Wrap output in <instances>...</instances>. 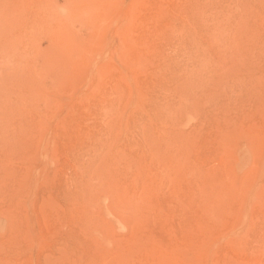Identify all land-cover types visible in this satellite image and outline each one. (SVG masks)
I'll return each instance as SVG.
<instances>
[{
	"label": "rangeland",
	"instance_id": "rangeland-1",
	"mask_svg": "<svg viewBox=\"0 0 264 264\" xmlns=\"http://www.w3.org/2000/svg\"><path fill=\"white\" fill-rule=\"evenodd\" d=\"M0 12V264H264V0Z\"/></svg>",
	"mask_w": 264,
	"mask_h": 264
},
{
	"label": "bare ground",
	"instance_id": "bare-ground-1",
	"mask_svg": "<svg viewBox=\"0 0 264 264\" xmlns=\"http://www.w3.org/2000/svg\"><path fill=\"white\" fill-rule=\"evenodd\" d=\"M81 9H82V8H81ZM82 10H83V9H82ZM80 11H81V10H80ZM84 11H85V10H84ZM86 12H87V11H86ZM0 13H1V15H2V12H0ZM76 13H77V15H75L76 17H78V14H79V13L81 14V12H79V13L76 12ZM76 13H75V14H76ZM82 13H83V11H82ZM84 13H85V12H84ZM234 13H235V12H234ZM62 15H63V14H62ZM2 16H3V15H2ZM2 16H1V17H2ZM4 16H5V13H4ZM2 18L4 19L5 17H2ZM74 18H75V17H74ZM5 20H6V19H5ZM65 22H66V21H65ZM55 31H56V30H55ZM55 31H54V32H55ZM59 33H60V32H59ZM50 34H51V33H50ZM55 34H56V32H55ZM54 38H55V37H54ZM54 40H55V39H54ZM51 42H52V40H51ZM56 43H57V42H56ZM54 46H55V45L53 44V47H54ZM54 48H55V47H54ZM59 49H60V48H59ZM52 52H53V50H52ZM59 54H61V51L59 52ZM63 55H64V54H63ZM51 56H52V55H51ZM57 57H58V56H57ZM63 57H64V56H62L61 59L64 60L65 58H63ZM58 59L61 60L60 58H58ZM58 59H57V60H58ZM57 60H56V61H57ZM63 60H62V61H63ZM65 60H66V59H65ZM22 62H23V61H22ZM56 63H57V62H56ZM59 63H60V62H59ZM22 64H23V63H22ZM18 65H19V64H18ZM54 65H55V64H54ZM57 65H58V64H57ZM23 66H25V65H23ZM23 66H22V68H23ZM26 66H30V65H27V64H26ZM31 66H32V65H31ZM66 66H67V65H66ZM14 67H15V66H14ZM17 68H18V67H17ZM19 68H20V67H19ZM19 68H18L17 70H19ZM31 68H32V67H31ZM23 69H24V68H23ZM23 69L20 70V71H21V72L27 71L26 69H28V68H26L24 71H23ZM32 70H33V68L31 69V71H32ZM20 71H19V72H20ZM28 71H29V70H28ZM30 73H32V72H30ZM33 73H34V71H33ZM23 74H25V73H22V75H23ZM26 75L28 76L29 73L26 74ZM26 75H25V76H26ZM33 75H34V74H32V76H33ZM23 76H24V75H23ZM23 76H22V77L20 76V78H23ZM27 76H26V77H27ZM26 77H25V78H26ZM33 77H35V76H33ZM30 79H31V77H30ZM25 80H26V79H25ZM25 80H24V81H25ZM7 81H8V80H7ZM19 81H20V80H19ZM19 81H18V82H19ZM22 81H23V80H22ZM24 81H23V82H24ZM23 82H22V83H23ZM28 82H29V81H28ZM34 82H35V79H34ZM31 83H32V82H31ZM31 83H29V84H30V85L34 84V83L31 84ZM12 84H13V83H12ZM14 84H15V83H14ZM16 84H17V83H16ZM16 84H15V85H16ZM26 84H27V82H26ZM29 84H28V85H29ZM36 84H38V83H36ZM5 85H6V84H5ZM5 85H3V86H5ZM15 85H13V86L15 87ZM13 86H12V87H13ZM24 86H25V84H24ZM20 87H21V86H20ZM33 87H34V86H33ZM15 88H16V87H15ZM2 89H3V87H2ZM2 89H1V90H2ZM18 89H19V88H18ZM189 89H190V88H189ZM3 90H4V89H3ZM35 90H36V89H35ZM37 92H42V91H39V89H38ZM27 93H31V92H27ZM12 97H13V96H12ZM24 98H25V97H24ZM0 100H1V98H0ZM5 100H7V99H5ZM8 100H9V99H8ZM8 100H7L6 102H8ZM1 101L3 102V103H2L3 105H4V103H6V102L3 101V99H2ZM1 101H0V103H1ZM7 105H8V104H7ZM9 105L11 106V104H9ZM21 105H22V104H21ZM5 107H6V106H5ZM1 108H2V106H1ZM7 108H8V107H7ZM27 108H28V107H27ZM4 109H5V108H4ZM4 109H3V110H4ZM10 109H11V108H9L8 111H9ZM12 109H13V111H14V107H13V106H12ZM1 110H2V109H1ZM1 110H0V111H1ZM15 110H16V109H15ZM10 111H11V110H10ZM3 112H4V111H3ZM11 112H12V111H11ZM16 112H17V111H15V113H11V115H13V114L16 115ZM0 113H1V112H0ZM7 114H8V113H7ZM18 114H20V113H19V110H18ZM18 114H17V115H18ZM11 115H10V116H11ZM7 116H9V115H7ZM4 117H5V114H4ZM16 117H17V116H15V118H16ZM190 117H191V116H190ZM12 118H14V117L12 116ZM12 118H10V120H8V123L11 122V121H12V123H13V119H12ZM2 119H4V118L2 117ZM8 119H9V118H8ZM14 120H16V119H14ZM22 120H23V119H22ZM22 120H21V121H22ZM4 121H6V120H4ZM21 121H20V122H21ZM8 123H7V124H8ZM9 124H10V123H9ZM105 213H106V212H105ZM116 222H117V221H116ZM123 227H124V225H123ZM124 228H125V227H124ZM103 240H105V239L103 238ZM107 244H108V243H107Z\"/></svg>",
	"mask_w": 264,
	"mask_h": 264
}]
</instances>
